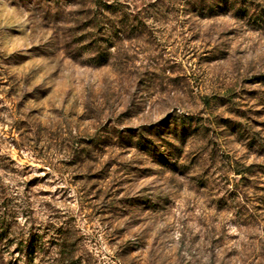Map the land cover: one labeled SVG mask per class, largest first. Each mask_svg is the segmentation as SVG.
Segmentation results:
<instances>
[{
	"label": "rangeland",
	"instance_id": "obj_1",
	"mask_svg": "<svg viewBox=\"0 0 264 264\" xmlns=\"http://www.w3.org/2000/svg\"><path fill=\"white\" fill-rule=\"evenodd\" d=\"M118 1L94 66L77 8L0 0V264H264V25Z\"/></svg>",
	"mask_w": 264,
	"mask_h": 264
},
{
	"label": "trees",
	"instance_id": "obj_2",
	"mask_svg": "<svg viewBox=\"0 0 264 264\" xmlns=\"http://www.w3.org/2000/svg\"><path fill=\"white\" fill-rule=\"evenodd\" d=\"M67 5L77 8L74 22V48H69L71 57H86L85 62L94 66L106 65L113 56L117 45L142 33L145 28L140 11L136 12L118 0H63ZM154 6V4H151ZM254 0H197L195 4L199 15L227 11L234 18H247L253 23L264 25V7L255 9ZM259 7V6H257ZM144 9H149L147 5ZM259 11V12H258ZM74 12V13H75ZM226 12V13H227ZM5 232V231H4ZM0 233V241L6 238ZM34 238L26 244L19 242L25 257L32 259L35 250L31 247ZM25 245H22V244Z\"/></svg>",
	"mask_w": 264,
	"mask_h": 264
}]
</instances>
